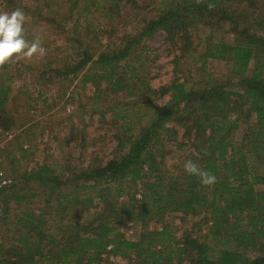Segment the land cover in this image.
<instances>
[{"label": "trees", "instance_id": "1", "mask_svg": "<svg viewBox=\"0 0 264 264\" xmlns=\"http://www.w3.org/2000/svg\"><path fill=\"white\" fill-rule=\"evenodd\" d=\"M123 1L35 0L32 10L38 22L52 25L59 35L67 33L70 43L77 45L78 58L64 64L63 75L73 80L82 73L83 82L103 84L105 96L126 93L144 98L147 107L140 111L145 109L148 121L136 128L127 110L113 118L123 122L116 138L115 152L120 153L78 171L59 172L49 164L21 170L22 160L32 150L24 146L23 154L5 169L12 182L0 193V220L9 219L11 203L21 207L13 243H1L0 264H96L106 253L121 255L129 264H264V4L259 0H160L157 13L116 47L95 54L77 44L82 34L79 19L85 13L105 7L119 12ZM11 3L14 0H5L4 5ZM130 3L138 8V0ZM200 22L225 23L234 34L232 42L210 43L200 57L204 66L208 59L229 63L241 89L211 80L188 88L176 80L154 90L141 61L135 65L143 41L166 32L178 42L189 36L192 24ZM14 61L0 66V126L7 130L12 129L6 106L14 75L2 70ZM158 93L170 96L163 106L150 98ZM251 112L254 120L248 117ZM170 123L183 129L186 142L176 143L177 147L191 146L184 163L192 160L215 175L214 184L202 185L184 167L177 172L164 168L165 156L157 147L167 134L169 140L176 136L178 131ZM243 124V136L236 140L235 132ZM126 183L139 188L127 201L116 203L111 198L125 194ZM34 188L46 196V210L28 206ZM95 199L105 205L92 220L78 222L70 217L88 212ZM170 212L209 215L207 234L203 239L190 234L177 239L163 225L132 241L119 232L118 223L125 218L146 223ZM51 213L55 226L48 220Z\"/></svg>", "mask_w": 264, "mask_h": 264}, {"label": "rangeland", "instance_id": "2", "mask_svg": "<svg viewBox=\"0 0 264 264\" xmlns=\"http://www.w3.org/2000/svg\"><path fill=\"white\" fill-rule=\"evenodd\" d=\"M259 1L261 5L264 4V0ZM159 2L160 0H138L136 8L130 7V0H124L120 4L119 12L105 7L99 11L85 13L79 19L82 34L78 36L81 41L77 44L82 43L95 54L108 47H116L124 36L135 34L144 20L157 13ZM4 4L5 0H0V12L21 9L25 13L27 38L31 40L39 36L47 50L43 57L15 60L2 70L5 74L14 75L10 83L11 97L6 110L12 124V129L9 130L14 132L15 138L2 152L4 168L8 169L10 161L23 154L24 146L32 147V150L26 160H22L23 164L19 168L21 170L35 168L37 164H49L59 172L66 173L67 168L78 171L90 163H103L119 154V151L115 152L118 143L116 138L122 131L123 122L113 118L123 116L127 110L136 128L145 125L148 121L145 109L140 111V108L147 107L144 98L137 100L126 93L105 96L104 85L98 87L93 83L83 82L82 73L73 80L71 76L65 77L62 73L64 64L78 58L75 49L77 45L69 41L71 36L67 33L59 35L55 33L58 30L52 25L38 22L32 10L35 0H14V3L8 6ZM188 30L189 36L180 38L178 42L170 39L166 32H160L143 41L142 47L137 50L139 59L135 61V65H139L138 62L141 61L145 70L144 76L149 80L150 86L154 90H160L178 80L184 82L188 88L201 87L211 80L226 84L229 89L240 90L229 63L208 59L204 66L200 57L210 43L232 42L234 34L228 26L225 23L210 26L200 22L192 24ZM150 98L153 104L163 106L170 96L168 93H158ZM248 117L254 120L255 115L251 112ZM169 125L178 132L171 140L167 134L162 140V146L157 149L165 156L164 168L177 172L184 167V158L192 149L190 145L177 147L176 143L186 142L183 139V129L176 123ZM245 128L246 125L243 124L235 132L236 140L242 138ZM125 186V194L111 198L116 203L127 201L136 188H139H135L131 183H126ZM113 193L116 194L115 191ZM30 196L28 206L35 210L38 207L45 210L49 208L45 204L46 196L40 194L38 188H34ZM11 205L13 209L10 210L7 222L0 220V249L3 241L9 244L13 243L15 238V219L21 207L12 203ZM104 205V202L95 199L88 212H74L70 217L78 222L92 220L95 212L102 210ZM47 216L48 220H53L52 226H55L54 214ZM210 224L209 215L206 214L194 216L189 213L170 212L159 220L154 219L146 223L125 218L118 223V229L125 238L132 241H137L144 232L161 229L163 225H168L177 239H182L185 234L203 239ZM129 263L130 260L121 255L106 253L96 264Z\"/></svg>", "mask_w": 264, "mask_h": 264}, {"label": "clouds", "instance_id": "3", "mask_svg": "<svg viewBox=\"0 0 264 264\" xmlns=\"http://www.w3.org/2000/svg\"><path fill=\"white\" fill-rule=\"evenodd\" d=\"M26 23L27 17L21 9L0 12V66L46 55L47 50L39 36L27 38ZM184 170L188 175L198 177L202 185L210 186L216 182L215 175L201 170L192 160L185 161Z\"/></svg>", "mask_w": 264, "mask_h": 264}, {"label": "built area", "instance_id": "4", "mask_svg": "<svg viewBox=\"0 0 264 264\" xmlns=\"http://www.w3.org/2000/svg\"><path fill=\"white\" fill-rule=\"evenodd\" d=\"M14 138L15 134L13 131L4 129L0 126V193L12 182L4 168L2 152L5 150L7 144L13 141Z\"/></svg>", "mask_w": 264, "mask_h": 264}]
</instances>
